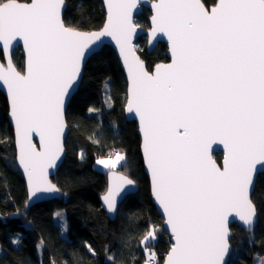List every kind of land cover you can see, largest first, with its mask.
Wrapping results in <instances>:
<instances>
[{"label":"snow or ice","instance_id":"1","mask_svg":"<svg viewBox=\"0 0 264 264\" xmlns=\"http://www.w3.org/2000/svg\"><path fill=\"white\" fill-rule=\"evenodd\" d=\"M136 6L137 0H107L103 29L83 32L66 26L64 0H0L7 62L0 64V82L10 97L18 163L32 195L57 191L47 169L63 152L65 97L81 75L86 50L111 36L130 78L126 110L139 118L152 191L174 240L164 264H228V216L254 225L251 189L257 165L264 168V0H215L210 8L202 0H158L152 35L167 37L172 59L152 72L131 46ZM19 41L26 49L24 74L7 55ZM33 132L42 150L32 143ZM213 142L226 150L223 167L208 153ZM124 159L117 153L97 164L115 169ZM134 183L115 176L103 198L109 212L120 190ZM156 233L153 228L141 240L145 264H156L155 253L148 254ZM89 252L95 255L90 246ZM106 258L116 264L114 254Z\"/></svg>","mask_w":264,"mask_h":264},{"label":"trees","instance_id":"2","mask_svg":"<svg viewBox=\"0 0 264 264\" xmlns=\"http://www.w3.org/2000/svg\"><path fill=\"white\" fill-rule=\"evenodd\" d=\"M202 2L209 7L215 0ZM66 4V26L80 30L101 27L105 14L100 0H66ZM149 14L150 10L143 8L136 16L141 26H148ZM143 39L139 37L138 42ZM137 52L149 70L169 59L164 42L151 52L142 43ZM12 57L22 70L20 47ZM125 100L123 70L114 50L106 45L87 60L80 86L65 112L69 127L64 144L66 155L52 177L62 197L26 208L27 189L15 161L7 100L0 91V264H17L19 260L24 264H110L106 257L113 254L116 264H143L146 255L141 240L153 228L157 230L156 238L148 247L155 253L156 264H162L171 245L170 236L151 198L138 127L124 116ZM116 151L125 156L117 169L133 178L139 189L126 196L116 218L110 220L99 200L106 190V172L95 168L94 162ZM214 157L220 161L222 153L216 152ZM251 197L257 205V225L249 232L235 223L230 226L232 253L228 264H255V255L264 256V173L257 176ZM60 210L67 222L65 237L55 217ZM16 237L20 239L17 244L13 243Z\"/></svg>","mask_w":264,"mask_h":264},{"label":"water","instance_id":"3","mask_svg":"<svg viewBox=\"0 0 264 264\" xmlns=\"http://www.w3.org/2000/svg\"><path fill=\"white\" fill-rule=\"evenodd\" d=\"M100 1L102 3L103 9H104V14H105L104 21H103L101 27L98 29H93V30H80V29H77V30H80L83 32H98V31H101L103 29L104 25L107 22V0H100ZM157 2H158V0H137V6H136V8L133 9V12H132V21H133V24L136 26V30L132 34V37H131V46L135 51V55L140 58V60L144 63L145 68L150 72H152L155 69L156 65L170 63L171 59H172L171 52H170V42L168 41L167 37L163 34H160V33H157L155 36L152 35V30L154 27L153 22H152V16L155 14L154 8L152 7V5L157 3ZM64 3H65V7L62 9V18H63V14H64V11H65V8L67 5L66 0H64ZM211 6H209V8ZM143 8H148L150 10V14L148 15V18H147L148 19V26L147 27H143V26L135 23L136 16L139 15L143 11ZM74 29H76V28H74ZM141 36L146 37V48H147L148 52H151L159 42H164L167 46V52L166 53H167V56L169 59L167 61H164V62L156 63L153 66L152 70H149L147 68L146 61L140 57L139 53L135 49V43L138 41L139 37H141ZM106 45L110 46L114 50V52L117 56V59L119 61V64L123 70L125 80H126V99H127L128 89H129V84H130V78L128 75L127 65L123 61V57L120 53V48L117 45L116 41L111 36L105 35V36L100 37V39L98 41H96L94 45L90 46V50H86L85 59L82 61L81 75L77 78V81L69 88L68 95L65 97V112H66V109H67V106L69 104L70 99L77 92V90L80 86V83H81L82 77H83L84 66H85L87 60L93 54L100 51ZM18 47L21 48V51H22L23 57H24L22 70H19L15 66V64L13 62V57H12L13 51ZM0 51L2 52V58H0V64H4L6 66V63H7L6 59H5L6 54L2 49H0ZM7 55H9L11 57V61H12L13 65L16 67L17 71L24 74L26 71V49L24 48L23 42L22 41L13 42V45L10 47ZM0 91L5 95L6 100H7V106H8L7 118H8L9 124L13 130V140H14V147H15V161H16V165L18 167V170L24 179L26 189H27V201L25 203V207L28 208V207L36 204V203H39V202H43V201L51 200L54 198L62 197L63 193H62L61 189L53 182L52 177L57 173V171L60 168V166L62 165L64 158H65V155H66V150H65L64 144H65V139L67 137V134L69 132V127H68V124L66 122V118H65L66 127H65L64 134L62 136L63 152L60 154L59 158L56 160L55 165L53 167H50L47 169V179L52 185L55 186L57 191H38L35 193V195H32L31 185L29 184L27 173L24 171L23 166L18 163L19 147L17 144V136H16L14 120L10 115V97H9V94L7 91V86L3 85L2 82H0ZM123 111H124V116H125L127 121H135L137 124L138 133L140 135V153H141L142 162H143V170H144V172L148 178V181H149V189H150V193H151V198H152V201H153L158 213L160 214V216L163 220V228L167 232V234L170 236V242L172 244L174 242V240H173V237L171 234V230H170L169 226L166 224V215L164 214L162 207L159 205V202L155 199L153 191H152L151 173H150V170L147 168L146 158H145L144 153H143V147H142L143 135H142V131H141L139 118L135 115V113L127 112L126 100H125V105H124ZM32 143H34L37 146V150H42L41 149L40 136L35 132L32 133ZM216 152L222 153V157H221L220 161H217L214 157V154ZM208 153L211 156V158L219 166L223 167V162H224V158L226 155V150L224 149V146L222 144H220L219 142L210 143L208 146ZM257 170L258 171L256 173V179H257V176L259 174L264 173V168H261L260 165H257ZM116 175L126 176L127 178L133 180L135 183H134V185H125L124 188L120 190V192L116 196V205H117L116 210L114 212H109L103 198L107 194L109 189L114 186ZM106 177H107L106 190L99 196V200H100V204H101L102 208L106 212L109 219L114 220L117 216L118 207H119L120 203L126 198V196L136 193L139 189V186L133 178H131L129 175L123 173L122 171H120L118 169L108 170L106 173ZM255 183H256V181H255ZM254 187H255V184L251 189V195H252ZM257 222H258V215H256V217L254 219V225L253 226H246L242 221L239 220L238 216H236L235 213L230 214L228 216V230H229L228 242H229V239L232 235V231L230 229V226L232 224L235 223L238 226H240L241 228H243L245 231L249 232V231H252L255 229ZM170 247H171V245H170ZM229 248H230V252L226 256L227 262L230 258L231 253H232V245L230 244V242H229ZM169 249L163 258L162 264H164V261L168 255Z\"/></svg>","mask_w":264,"mask_h":264},{"label":"rangeland","instance_id":"4","mask_svg":"<svg viewBox=\"0 0 264 264\" xmlns=\"http://www.w3.org/2000/svg\"><path fill=\"white\" fill-rule=\"evenodd\" d=\"M135 23L140 25L141 24V19L135 18ZM142 43L146 44V37L145 36H144L143 40H141L140 42L137 41L135 43V49L136 50L140 49V47L142 46ZM117 153L121 154L120 152L116 151V152H113L110 155L101 156V157L96 158V160L94 162V167L99 169V170H103V171H105L107 173V171L110 170V169L104 168L103 165L97 164V160L98 159H110V158L114 159ZM121 155H123V154H121ZM121 162L117 165V167L115 169H117L121 165ZM57 214H59V215H57ZM55 217H56V221H57L58 225L60 226L61 235L63 237H65L66 236V229H67V222H66V219H65V215L63 214V211L62 210L58 211L56 213ZM17 239H18V241L20 240L18 237L14 238L13 240H17ZM15 244H17V243H15ZM39 250H41V246L39 247ZM0 252H1V249H0ZM144 252H145V250H144ZM152 252H153L152 247H148V254H150ZM145 255H146V258H147L146 252H145ZM261 258H264V256L255 255L254 256L255 264H259V261H260ZM143 264H145V261L143 262Z\"/></svg>","mask_w":264,"mask_h":264}]
</instances>
